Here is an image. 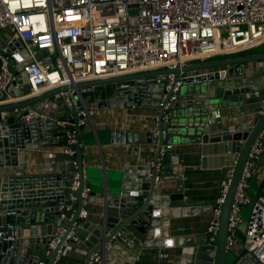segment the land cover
I'll return each mask as SVG.
<instances>
[{
  "label": "built area",
  "instance_id": "1",
  "mask_svg": "<svg viewBox=\"0 0 264 264\" xmlns=\"http://www.w3.org/2000/svg\"><path fill=\"white\" fill-rule=\"evenodd\" d=\"M4 29L8 33L0 45V94L5 93V103L62 85L69 87L28 105L2 110L1 120L13 114L27 121L52 120L66 127L69 123L58 118L57 111L62 107H75L78 115L76 124L89 126L94 131L109 124L108 119L95 117L98 111L108 108L113 114L117 106L102 107L97 105L96 100L86 101L83 95L92 86H76L75 83L125 73L174 68L217 56L229 57L264 45V0H0V30ZM42 48L47 50V54L37 58L36 52ZM15 63L21 64L26 74V91L19 89L20 82L15 79ZM186 74L194 76L199 72L181 71L176 81H173V72L165 73L163 88L158 90V109L168 107L171 101L178 98L176 90L182 84L180 78ZM160 75H154L151 82H143L150 86L158 84L162 81ZM245 78L247 75L244 73ZM170 89L173 92L165 101ZM149 91L154 93L151 88ZM238 103L230 105L238 106ZM118 107L131 110L137 106ZM263 110L264 98L256 108V115ZM138 116L144 118V127L148 128L151 138L157 137L156 126H149V118ZM240 116L242 114L236 112L232 118ZM163 118L167 119V114ZM124 124L127 126V121ZM205 124H208L207 118ZM66 139L67 143L75 142L74 129L67 130ZM120 143L126 148L133 147L135 160L141 162V142ZM170 147L171 143H164L161 152ZM64 150L66 154L74 152L70 148L64 147ZM263 158L264 126L251 145L242 167L228 217L226 249L233 251L239 248L238 258L242 264H264V185L254 196L247 191ZM234 162L235 159L227 165L211 209L206 230L211 243L216 239L221 207L233 175ZM140 165L144 175L149 176L152 161ZM87 190L86 187L83 189V202L86 201ZM73 199L55 206L61 219L71 218L75 208ZM248 205L246 226L242 236H239L237 228L243 219L242 212ZM16 213V209L4 211L5 215ZM79 215L86 216V211L82 209ZM77 224V221L73 222L52 264H57L68 249L81 242L76 233ZM64 231L65 227L59 226L52 232L49 249L57 246ZM116 234L121 241H125L127 248L136 249L135 236L129 228L120 229ZM16 238L15 223L0 220V242L9 244L7 253L16 254ZM140 250L134 254L132 264H142ZM99 260V254L93 253L89 264ZM177 262L183 264V259L178 258ZM44 263V260L38 262ZM156 264L163 263L158 260Z\"/></svg>",
  "mask_w": 264,
  "mask_h": 264
},
{
  "label": "water",
  "instance_id": "2",
  "mask_svg": "<svg viewBox=\"0 0 264 264\" xmlns=\"http://www.w3.org/2000/svg\"><path fill=\"white\" fill-rule=\"evenodd\" d=\"M46 54L47 50L45 48L38 49L36 57L41 58ZM263 58L264 51L187 63L174 68L125 73L75 83L76 86L117 83V88L111 94L98 96L100 97L96 99L98 106H152L156 111L155 126L158 136L151 138L150 132L144 130L140 132L138 139V141H153L155 143L151 174L149 176L141 174L136 181L121 183L118 189L108 188L107 183H105L106 185L103 186L100 196L104 205V215L102 216L88 211L90 202L93 201L91 194H87L85 202L82 198L83 189L92 187V182L88 178L92 174V168L90 165L85 164L86 157L82 153V145L87 144L82 137V133L87 126L76 124L78 115L75 107H70L65 116L60 117L69 123L66 127H62L52 120L33 119L27 121L13 114L8 115L6 120H1L2 110L28 105L54 92L67 89L69 86L62 85L25 99L0 103V220H9L14 222L15 225L17 222L20 223V227L17 228V238L14 241L15 250H13L16 251V254L7 253L6 247L9 244L0 242V264H27L25 258L30 255L32 257L29 264H38L43 259H45L44 264H52L57 249L70 231L74 221L78 223L77 235L89 247L83 264H89L93 253L100 256V260L94 261L93 264H105V260L113 253L114 247L117 248L116 243L121 244L120 237L116 232L127 225L134 226L144 236V247H169L174 244V241L179 243L178 239L170 236L162 239L157 235L158 229H153L160 216H166L168 220L171 217L178 216L170 206L167 192L173 191L176 187L179 188L182 181L181 175L168 174L172 169L169 165L171 158L169 149H164L161 152L164 141H168V137H165L166 134L164 135L163 131H166V133H169V131L171 133L173 131L183 132L186 134L187 140L200 142L201 153L204 157L205 154L218 153L222 150L228 152L225 156H214L213 163L209 162L208 166L220 167L222 171H226L227 165L235 159L233 175L225 201L221 207L216 239L213 243H207L205 240L198 242L193 251V264H242L234 251L226 249L228 217L242 167L248 157L251 145L264 126V110L262 113L242 121L239 125L235 124L231 130H208L205 120L208 114L216 108L226 107L234 102L241 101L245 91L257 89L258 86L253 84L252 79H244V62ZM13 69L15 79L20 82L19 89L26 91L28 88L27 78L22 71L21 64L15 63ZM191 70H198L199 74L194 76L186 74L181 77L182 84L176 90L178 98L171 101L168 107L161 106L158 109V90L163 88L165 73L173 72V81H176L181 71ZM156 74H161L162 81L152 86L145 85L143 81H153ZM249 82L251 85L247 89L243 87L250 84ZM150 88L154 93L149 91ZM19 89L15 92L18 93ZM172 92V89L168 90L165 101H168ZM83 97L88 101L85 94ZM3 98H5L4 92L0 94V99ZM165 114H167V119L164 120L163 116ZM46 126L51 128L49 129ZM72 129H74L76 140L74 143H67V130ZM113 134L117 136V139L114 138V140L119 142H138V133L128 128L123 127L113 130ZM92 135L100 145L97 128L90 133V136ZM221 135L223 140L219 141ZM109 139L111 141L112 137ZM57 144L73 149L74 152L68 154L71 164L67 165L65 170L58 173L52 172L48 176L43 175L41 177V179L47 178L48 181L30 183L31 180H38L40 177H31V175L21 172H8L11 168H20L26 165L25 148L41 147L46 149L48 145ZM209 159L212 160L210 157ZM156 175H158L157 180ZM173 178H177V181L172 180ZM45 186H48L49 189L43 190L40 188ZM30 188L37 189L29 191L32 190ZM42 195L44 197H39ZM31 196L35 197L32 198ZM71 197L76 200L75 208L71 218L63 220L55 210V206L61 203H69ZM109 204H113L117 208L113 219L114 224L111 222L112 219H105L107 205ZM7 209H16L17 213L5 215L4 211ZM82 209L86 211L84 217L79 215ZM144 216L149 219L146 220ZM59 226H64L65 231L61 235L57 246L54 249H49L48 243L51 234ZM237 234L239 235L238 230ZM239 236H242V234ZM127 251L130 255L126 257V261L121 255H117L118 260L116 261L119 264H132L134 260L133 251L130 249ZM22 256L23 258H21Z\"/></svg>",
  "mask_w": 264,
  "mask_h": 264
},
{
  "label": "crops",
  "instance_id": "3",
  "mask_svg": "<svg viewBox=\"0 0 264 264\" xmlns=\"http://www.w3.org/2000/svg\"><path fill=\"white\" fill-rule=\"evenodd\" d=\"M5 33V37L3 38V41L0 42V45L4 43L8 32L6 31ZM262 51H264V45L257 49L253 48L237 53L233 56ZM221 58L225 57L217 56L212 59ZM244 69L247 78L252 79L254 81L253 84L258 86L257 89L246 91L244 97H242L243 99L239 101L238 106L228 105L211 111L207 116L208 130H231L235 124L239 125L242 121L250 119L256 115V108L264 98V58L244 62ZM250 85L251 83L243 87H246L247 89ZM85 98L90 102L100 97L91 95ZM0 103L5 102L3 99H0ZM67 111L68 108L62 107L57 111L56 115L58 118L63 117ZM236 112H240L242 116L233 119L232 116ZM134 114L144 115L149 118L148 124L150 127L155 125V119L153 116H155L156 111L152 106H139L131 110L117 106V109L113 114L109 112L108 108H103L98 111L95 116L106 118L109 121L107 126L97 127L100 145L94 140L93 135L90 136V133L93 130L89 126L83 130L85 136L83 139L87 143L86 145H82V153L86 157L84 162L92 168V174L88 177L92 182V187L87 190V194H91L93 199V201L90 202V208L88 210L90 212L98 213L101 216L104 215V205L100 196L102 194L103 186L106 185L105 183H107L108 188L118 189L121 183L136 181L141 174H144L140 163L143 164L152 161L155 151V143H153V141L139 140V142H141L142 152L141 162H138L135 160L133 147L126 148L122 143L114 140V138L117 139V136L116 134H113V130L123 127L137 132V141L140 137L141 131H148V128L144 127V118ZM125 116L128 117V120H125ZM126 121L127 126H124V122ZM47 128L50 129L51 127ZM111 133L113 135H110ZM185 135L186 134L183 132L173 131V133H171L169 131L165 136L166 138L168 137L167 142L171 143V147L169 148L171 158L169 165L172 169L168 174L181 175L182 177L181 186L179 188L176 187L173 191L170 190L167 192L169 194L168 199L170 206L174 209L173 212L178 214V216L171 217L168 220V217L162 215L158 218L155 223L156 225L153 227L154 230L158 229L157 235L162 239L170 236L174 239H178L179 243L174 241V244L169 247H144V236L139 233L134 226L127 225L124 229L129 228L133 232L137 244L136 249L132 250V254L134 255L141 248L142 264H156L158 260L162 261L163 264H178V258L183 259V264H193V251L198 245V242L205 240V242L209 243L206 231L207 224L214 204V199L219 190L220 181L223 178L225 171H222L220 167L208 165L209 162L213 163L214 156H225L228 152L222 150L218 153L205 154L204 157L201 153L200 142L187 140ZM110 137H112L113 141H109ZM222 137L223 136L221 135L219 141L223 140ZM167 142L164 141V143ZM24 156L26 159V165H23L20 168H11L8 172H21L29 174L31 177H40L38 180H31L32 182L30 181V183H42V181H48L47 178L44 177V179H41V177L43 175L48 176L52 172H61L65 170L67 165L71 164L64 147L58 144L48 145L46 146V149L41 147L32 149L25 148ZM209 157L212 158V160H210ZM182 169L183 171H181ZM172 180L177 181V178H173ZM263 185L264 158L260 161L259 167L255 170L247 191L250 195L254 196L260 191ZM40 188L43 190L49 189L48 186ZM30 189L32 190L29 191H35L37 188ZM31 197L33 198L35 196ZM39 197H44V195ZM70 200H72V197ZM73 204L74 206L76 205L75 199H73ZM116 210L117 208L113 204L107 205V216L105 219H112L111 222L113 224ZM242 214L243 219L241 222L246 219L247 209H244ZM144 218L146 220L149 219L146 216H144ZM16 225L17 228L20 227V223L17 222ZM120 242L121 244L116 243L117 248H112L113 253L110 254V257H108L107 260H105V264H119V262L116 261L118 260L117 255H121L125 261L127 260L126 257H129L130 255L127 251L129 249H127L125 241H121L120 239ZM88 249V245L81 240V242L76 244L74 248L72 247L68 249V251L61 256L57 264H83ZM233 251L238 257L239 248H236ZM31 257L32 255L26 258L24 256L27 264H29ZM21 258H23V256ZM43 260L45 261V259Z\"/></svg>",
  "mask_w": 264,
  "mask_h": 264
},
{
  "label": "rangeland",
  "instance_id": "4",
  "mask_svg": "<svg viewBox=\"0 0 264 264\" xmlns=\"http://www.w3.org/2000/svg\"><path fill=\"white\" fill-rule=\"evenodd\" d=\"M6 31H7L6 29L0 30V42L3 41V38L5 37ZM257 48H259V47H256L255 49H257ZM116 84L117 83L112 82V83H103V84L94 85V86H92L90 93H85V97L91 96V95H93L95 97L103 96V95L107 96L108 94H111L115 88H117ZM82 137L85 138L84 132L82 133ZM249 208H250L249 205L246 206V209H249ZM245 226H246V219H244V221L241 222L237 228L239 235H241L242 231L245 229Z\"/></svg>",
  "mask_w": 264,
  "mask_h": 264
},
{
  "label": "clouds",
  "instance_id": "5",
  "mask_svg": "<svg viewBox=\"0 0 264 264\" xmlns=\"http://www.w3.org/2000/svg\"><path fill=\"white\" fill-rule=\"evenodd\" d=\"M261 46H263V45H261ZM261 46H259V47H261ZM229 57H231V56H229ZM226 58V57H225ZM197 62H199V61H197ZM191 63H193V62H191Z\"/></svg>",
  "mask_w": 264,
  "mask_h": 264
}]
</instances>
